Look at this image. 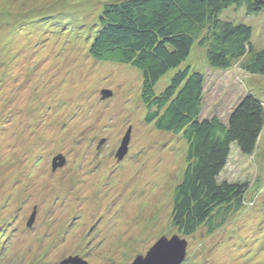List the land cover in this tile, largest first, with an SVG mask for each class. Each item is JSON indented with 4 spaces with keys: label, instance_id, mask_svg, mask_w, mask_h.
Here are the masks:
<instances>
[{
    "label": "rangeland",
    "instance_id": "1",
    "mask_svg": "<svg viewBox=\"0 0 264 264\" xmlns=\"http://www.w3.org/2000/svg\"><path fill=\"white\" fill-rule=\"evenodd\" d=\"M116 1L0 0V264H132L174 236L187 242L182 264H264V129L252 156L231 147L219 176L249 184L242 207L217 216L212 233L178 234L170 218L187 145L145 122L138 71L89 55L95 19ZM221 16L251 27L263 48L264 11ZM242 61L212 69L194 43L181 69L204 76L201 119L226 124L248 92L264 105V77L243 72ZM59 156L66 163L52 171Z\"/></svg>",
    "mask_w": 264,
    "mask_h": 264
},
{
    "label": "trees",
    "instance_id": "2",
    "mask_svg": "<svg viewBox=\"0 0 264 264\" xmlns=\"http://www.w3.org/2000/svg\"><path fill=\"white\" fill-rule=\"evenodd\" d=\"M243 7L247 15L259 14L264 0H119L105 4L95 19L89 55L138 71L145 122L181 135L187 145V167L170 218L182 237L202 226L212 233L219 227L217 216L238 211L249 190L247 182L219 181V176L231 147L246 157L255 152L264 129L262 101L248 92L226 124L217 117L201 119L204 76L188 66L181 69L196 42L210 68L226 71L243 60V72L264 77V46L253 47L251 27L221 16ZM165 76L169 81L156 92Z\"/></svg>",
    "mask_w": 264,
    "mask_h": 264
},
{
    "label": "water",
    "instance_id": "3",
    "mask_svg": "<svg viewBox=\"0 0 264 264\" xmlns=\"http://www.w3.org/2000/svg\"><path fill=\"white\" fill-rule=\"evenodd\" d=\"M111 96L110 92H102V100H105ZM130 141V129L126 132L124 138L122 139L120 148L116 153V158L121 161L126 155L128 150V144ZM104 143V140L99 142V146ZM64 166V158L57 157L52 162V171L57 168ZM33 214L29 220L28 226H30L34 220ZM187 247V242L185 239H180L177 236L171 239L161 238L147 253L145 258L138 257L132 264H182L185 259V250ZM60 264H87L78 257L69 258L64 260Z\"/></svg>",
    "mask_w": 264,
    "mask_h": 264
},
{
    "label": "flooded vegetation",
    "instance_id": "4",
    "mask_svg": "<svg viewBox=\"0 0 264 264\" xmlns=\"http://www.w3.org/2000/svg\"><path fill=\"white\" fill-rule=\"evenodd\" d=\"M102 146H103V144L101 146L97 145L96 150H100ZM65 163H66V161L64 160V165H65Z\"/></svg>",
    "mask_w": 264,
    "mask_h": 264
}]
</instances>
